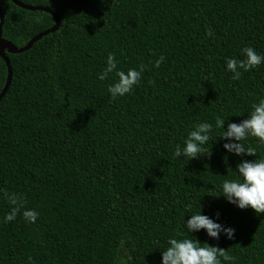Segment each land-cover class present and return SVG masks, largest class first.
Here are the masks:
<instances>
[{"label": "trees", "instance_id": "16d2710c", "mask_svg": "<svg viewBox=\"0 0 264 264\" xmlns=\"http://www.w3.org/2000/svg\"><path fill=\"white\" fill-rule=\"evenodd\" d=\"M19 1L52 8L61 24L22 53L6 49L0 264H162L178 232L225 248L234 260L221 264H264V213L220 195L239 162L264 157V142L249 136L242 143L257 154L237 155L216 127L217 117L225 130L247 119L264 99V62L238 80L226 64L244 59V47L264 56V0ZM0 7L2 37L17 47L54 24L51 14L11 0ZM109 53L117 70L145 66L133 90L115 99V72L99 79ZM6 77L0 56V91ZM201 122L213 125L203 145L210 155L175 157ZM3 190L39 214L35 223L22 212L5 222L12 205ZM200 210L234 237L189 232Z\"/></svg>", "mask_w": 264, "mask_h": 264}, {"label": "clouds", "instance_id": "9594fccd", "mask_svg": "<svg viewBox=\"0 0 264 264\" xmlns=\"http://www.w3.org/2000/svg\"><path fill=\"white\" fill-rule=\"evenodd\" d=\"M209 36L214 35L210 30ZM244 59L229 58L226 61L227 69L233 74L232 79H240L243 71H249L258 67L264 62V56L258 54L252 47H244L241 50ZM164 57L160 56L154 62V67H159L164 62ZM144 65L139 66V70L130 68L127 72L117 70V61L114 54L109 53L107 57V66L100 74L99 79L104 80L109 73L115 72L118 80L108 86L110 98L124 96L133 90V87L140 82ZM211 102V101H210ZM225 120L217 117L216 127L223 129L219 137L228 140L223 147L237 155H256L254 147H246L242 141L249 136L256 137L260 142H264V99L252 105V111L247 119L240 123H228L225 130ZM213 125L208 122H201L194 125L188 132L184 141V147L177 145L174 156L184 155L188 158H196L204 154L210 155V149H205V145L210 140V133ZM233 140L235 142H233ZM238 177L234 179H225L222 182V192L227 200L236 204L241 209L251 207L257 214L264 213V157L256 158L254 161L242 160L237 165ZM4 197L12 205L11 210L5 215V222L13 221L18 214L22 212L23 218L28 222L35 223L38 213L31 209H25V201L15 193H8L3 190ZM215 195V194H214ZM186 227L189 232L206 230L210 237L219 239L223 231L227 238L234 237L235 230L231 227H223L221 224L213 221L207 215L198 213L192 214L187 220ZM177 237H170L169 246L162 253V264H221V259L232 261L234 257L230 256L225 248L212 246L208 243L201 245L198 239L193 240L184 236L183 233H176ZM123 244V241L121 242Z\"/></svg>", "mask_w": 264, "mask_h": 264}, {"label": "water", "instance_id": "95a60500", "mask_svg": "<svg viewBox=\"0 0 264 264\" xmlns=\"http://www.w3.org/2000/svg\"><path fill=\"white\" fill-rule=\"evenodd\" d=\"M14 4H16L17 6L26 9V10H41V11H45L49 14H51L54 18V24L48 28L45 29L39 33H37L36 35H34L25 45L21 46V47H17L15 44H13L11 41L6 40L5 38L2 37V24H3V12L1 10L0 7V56L1 58L4 60L6 67H7V77H6V82L2 88V90L0 91V101L1 99L4 97V95L6 94L10 82H11V78H12V67L10 64V60L8 58V56L6 55V49L10 52V53H22L26 50H28L29 48L32 47V45L39 39H41L43 36L56 31L60 24V18L58 17V15L56 14V12L48 7V6H44V5H29V4H25L19 0H11Z\"/></svg>", "mask_w": 264, "mask_h": 264}]
</instances>
